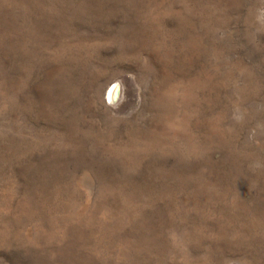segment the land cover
Segmentation results:
<instances>
[{
  "label": "rangeland",
  "instance_id": "374dc122",
  "mask_svg": "<svg viewBox=\"0 0 264 264\" xmlns=\"http://www.w3.org/2000/svg\"><path fill=\"white\" fill-rule=\"evenodd\" d=\"M0 264H264V0H0Z\"/></svg>",
  "mask_w": 264,
  "mask_h": 264
},
{
  "label": "bare ground",
  "instance_id": "6f19581e",
  "mask_svg": "<svg viewBox=\"0 0 264 264\" xmlns=\"http://www.w3.org/2000/svg\"><path fill=\"white\" fill-rule=\"evenodd\" d=\"M118 88L115 86H112L109 93H108V97L110 100H114L116 99V97L118 96Z\"/></svg>",
  "mask_w": 264,
  "mask_h": 264
}]
</instances>
